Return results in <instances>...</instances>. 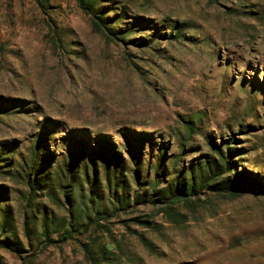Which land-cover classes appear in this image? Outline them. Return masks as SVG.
Listing matches in <instances>:
<instances>
[{
    "label": "rangeland",
    "instance_id": "obj_1",
    "mask_svg": "<svg viewBox=\"0 0 264 264\" xmlns=\"http://www.w3.org/2000/svg\"><path fill=\"white\" fill-rule=\"evenodd\" d=\"M96 7L124 41L95 31L75 0H0V99L17 105L0 115V212L12 209L27 248L21 255L0 248V264H93L80 243L95 264H264L261 189L236 196L205 189L169 207L131 198L113 213L99 170L108 231L92 225L65 241L55 232L51 243L39 237L42 210L69 220L68 205L29 198L18 177L39 132L48 186L64 162L106 157L107 141L130 166L132 194L143 192L134 176L151 181L148 166L160 161L156 190L180 171L189 180L188 170L207 158L223 169L230 157L264 183V0H98ZM139 38L151 43H127ZM29 215L38 218L27 237Z\"/></svg>",
    "mask_w": 264,
    "mask_h": 264
},
{
    "label": "trees",
    "instance_id": "obj_2",
    "mask_svg": "<svg viewBox=\"0 0 264 264\" xmlns=\"http://www.w3.org/2000/svg\"><path fill=\"white\" fill-rule=\"evenodd\" d=\"M80 9L88 14L91 18L93 29L100 32L106 39L111 41H124V32L122 30H114L109 25V18L102 15V11L98 10L96 5L98 0H75ZM135 22H132L131 28ZM127 43L147 46L151 43L149 38L130 39ZM17 106L16 103L10 99H0V115L9 111V108ZM192 129V127H188ZM41 138L39 132L38 137L34 140L33 152L29 162L21 164V171L18 177L24 181L28 186V196L33 198L37 194H45L48 199L56 204H62L64 207L68 205L69 220L65 217L61 221H56L51 215H47L45 210H42L41 217H39V237L46 242H53L50 237L52 232L59 234V240L65 241L71 239L74 233L86 232L90 226L98 227L104 231H108V227L100 223V220H107L110 217L107 209L99 206L104 203V195L100 186L98 173L99 170L104 172V187L107 188V201L110 205V210L116 213L119 210L126 209L131 205V198H138L141 202H159L163 206H168L177 202H186L191 193L195 191H204L205 189L213 192L225 193L230 192L233 195H240L244 193H257L264 190V183L258 181L256 177L251 174H246L237 170L235 163L227 159H223L224 168L216 161L209 158L203 161V164L195 167L194 170L189 169L190 179L184 178L183 171L173 179L165 189L156 190L157 185L161 182L158 178L161 169H163V161L154 165H149V171L154 169V177L151 181L141 184L134 175L135 185L143 189L142 193L135 190L133 194L130 192L129 182L125 180L127 171L130 166L123 163L120 151L115 149L111 141H107L108 148L105 156L99 157V161L90 160L89 163H80L69 161L64 162L52 175V185H47L49 175L43 168V161L40 157L41 153ZM4 150L3 147L0 148ZM220 157H223L219 153ZM228 155L231 156V151L228 149ZM109 156V158L107 157ZM133 159V161H132ZM133 164L140 166L139 159L131 156ZM175 165V164H174ZM129 168V170H128ZM134 170V169H133ZM134 172V171H132ZM131 172V174H132ZM226 172L229 174L224 175ZM55 183V184H54ZM74 184L78 187V196H71L73 194ZM0 187V202L6 198V193ZM61 190L63 198L58 197L57 190ZM261 189V190H260ZM160 199V200H159ZM77 200V201H76ZM105 200V201H106ZM98 205V206H97ZM2 209V208H1ZM0 248L7 249L18 255L27 252L23 241L17 236L16 229L13 226V214L10 207H6L0 212ZM36 215L26 216L24 219L25 233L28 237L30 231L35 232L32 223H36ZM31 226V229H30ZM86 257L95 264L97 257L90 250L89 245L80 243ZM113 242H109L105 247V253L111 252ZM94 254V255H93Z\"/></svg>",
    "mask_w": 264,
    "mask_h": 264
}]
</instances>
